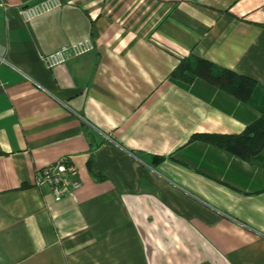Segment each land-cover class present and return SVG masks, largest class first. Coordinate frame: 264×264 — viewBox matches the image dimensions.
Wrapping results in <instances>:
<instances>
[{
    "label": "crops",
    "instance_id": "0c3cea01",
    "mask_svg": "<svg viewBox=\"0 0 264 264\" xmlns=\"http://www.w3.org/2000/svg\"><path fill=\"white\" fill-rule=\"evenodd\" d=\"M0 0V264H264V152L234 135L264 105V0ZM95 47L52 69L42 54ZM191 58L257 81L252 103L173 72ZM70 157L82 181L35 183Z\"/></svg>",
    "mask_w": 264,
    "mask_h": 264
},
{
    "label": "trees",
    "instance_id": "16d2710c",
    "mask_svg": "<svg viewBox=\"0 0 264 264\" xmlns=\"http://www.w3.org/2000/svg\"><path fill=\"white\" fill-rule=\"evenodd\" d=\"M172 74L175 78L185 81V83L191 82L199 76V78L210 82L211 85L225 90L246 103H252V95L257 89V81L254 79L227 68H220L211 61L200 58L183 61ZM262 96L264 97V95ZM192 138L218 145L246 161L254 160L264 152V105L261 108L260 118L249 124L240 134L227 136L199 134Z\"/></svg>",
    "mask_w": 264,
    "mask_h": 264
},
{
    "label": "built area",
    "instance_id": "2783aa9c",
    "mask_svg": "<svg viewBox=\"0 0 264 264\" xmlns=\"http://www.w3.org/2000/svg\"><path fill=\"white\" fill-rule=\"evenodd\" d=\"M62 5V0H42L40 3L22 7L19 12L27 22L44 13L54 11V9ZM94 47L95 44L92 39H83L42 54V61L47 68L52 69L67 61L69 62L72 58L80 57L90 50H94ZM35 183L39 186L43 184L50 185L52 195L56 199H61L65 196L76 198V192L82 186L79 169L71 158L67 156L61 157L56 162L50 163L42 168Z\"/></svg>",
    "mask_w": 264,
    "mask_h": 264
}]
</instances>
